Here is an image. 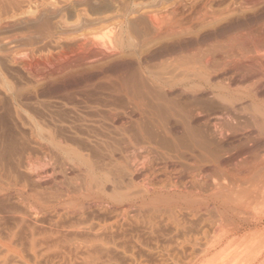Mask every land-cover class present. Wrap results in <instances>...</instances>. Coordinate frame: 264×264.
Instances as JSON below:
<instances>
[{
  "label": "bare ground",
  "instance_id": "1",
  "mask_svg": "<svg viewBox=\"0 0 264 264\" xmlns=\"http://www.w3.org/2000/svg\"><path fill=\"white\" fill-rule=\"evenodd\" d=\"M230 2L232 3L231 0ZM218 4L216 7L220 6ZM261 4H264V0H233L231 5L233 8L230 7V9L228 5L224 8L226 5L223 4L225 5L224 9H220L221 6L219 10L215 9L214 3L204 4L203 11L201 14L198 12L196 16L200 14L198 16L200 20H198L202 24L204 22L213 23L215 26H212V30L210 28L212 32L207 36H203L204 34L201 32L203 38L199 35L201 36L200 40L191 39L190 41L183 37L187 28L184 27L185 22L182 24L176 16L174 4L173 6L170 4V10L166 9L167 11L163 10V12L158 11L157 13L150 11L151 13H149L150 9H148V12L142 14L143 17L146 16L144 25L147 30L150 29L148 39L136 37L133 34L134 30L130 28L131 24L126 21L115 26L112 25V28L109 27L101 36L97 35L98 38L94 37V34L81 33L79 39L77 38L78 41L75 40L72 50L77 54L87 46L89 51L85 52L81 59L79 58L78 61L82 63L77 62L78 66L83 63L91 64L110 57L114 58L115 55H125L129 58L125 65L114 64L118 63L116 58L113 63L108 62L109 64L105 66L106 69L113 71L120 66L137 65L138 67L132 69L128 78L121 85V90L128 95L129 102L127 104L133 112L131 117L139 118L131 119L126 114L125 116L112 110H108L106 113L111 123L123 136V141L118 147L119 159L116 164L127 171V181L122 179L117 184L112 182L107 171L94 166L72 147L51 139L50 143L56 149L63 151L73 167L81 172V186L77 190L71 191L67 186L58 185L49 196H41L34 189H30L27 184L18 183L12 177H6L0 173V223L9 224L5 236H0V249L4 250L0 264L10 261L7 255L15 257L16 264L18 262L29 264L31 260L37 264L35 261L39 260L38 257L41 255L38 248L44 247L45 243L54 237V234L51 235L53 232L37 230L34 225L36 219L45 213L54 215L71 213L81 217L84 209L94 205L113 213L116 210L115 205L118 204V209L121 211L119 213L115 211L114 220L104 226L111 227L113 222L117 223L116 221L122 218V214H125L128 207L127 201L122 198L137 195L140 197L141 194L154 195L156 199L164 198L168 201H177L175 206L170 208L171 212L168 211L173 215L190 213V218L193 219L192 222H188L190 223V232L194 227H198L200 222L197 220L200 219L206 223L205 221L209 217L206 214L211 211L216 214V219L208 223L207 228H210V231L212 229L216 232L219 227H227L236 233L253 225L256 234L253 233V237L246 236L247 239L245 238L242 246L240 245L242 242L238 240L241 237L238 236L244 233L246 235L247 231L238 236L235 235L236 238L230 236L233 240H238L239 248L243 249L240 250L237 246L239 251H233L236 249V240L234 242L229 238L231 239L230 243L226 241L227 245L222 244V247H225H221V250L213 255V259L220 260L221 258V262H219L226 263L228 257L225 259V255H232L233 257L230 256L228 260L232 259L234 263L238 260L242 264H264V224H260V218H257L258 212L256 217L252 213L258 207L264 206V29L262 34L260 30V35L256 36H254L255 34H245L246 32H241L242 29H240L239 33L232 34L229 39L226 35L225 38L228 40L222 39L225 32H231L234 27L248 24L247 20H256L258 17L261 19V16H264V7H258ZM134 6H131L130 3L125 5L121 9L123 16L126 17L135 9H139L138 6ZM257 7L259 9L254 10ZM247 8H253V13L241 16L236 13L234 16L231 12L232 16L227 15L232 9L233 11H244ZM224 12H227L225 13L227 16ZM192 19L195 20V18ZM193 26L195 27V24ZM259 29L261 28L259 27ZM223 33L224 36L218 37V39L221 38L225 43L217 45L220 43L219 39L217 43L215 42L217 46H214L213 41L217 39L215 37ZM210 37L215 40L210 41L213 44L209 43L211 39L207 43L214 47L210 46L212 48L205 50L206 45H203L205 49L199 46L205 50L200 52L197 45H201L200 43L204 41L207 44L206 40ZM103 46L108 48L111 53L101 51ZM190 48L193 51L194 49L199 50L200 53L194 51L190 54ZM154 61L156 63L151 65ZM151 91H155L151 100L155 99L157 102L144 101L145 96L151 94ZM179 99L186 101H175ZM153 110H158L162 114L161 118L152 120L155 112ZM144 118L149 119L151 124L156 127V134L165 138L160 141V144L143 136V131L147 129L148 125L146 119L143 120ZM18 165L33 181L40 185L53 182L51 170L45 168L37 171L28 153L18 161ZM107 189H110L108 197H101L100 194H104ZM80 196L83 197L82 200L79 199ZM62 201L71 202L72 207L60 204ZM254 205L258 207L252 210ZM261 209L258 211L261 212ZM203 215H206L207 218L204 219ZM256 218L258 220H255ZM194 220L198 224H195ZM253 221L254 224H252ZM185 224H178L180 225L178 229L181 227L187 229ZM207 228L205 227L203 231L205 234L203 237H206ZM184 229L182 231L186 233L188 229L185 230L186 232ZM220 231L223 235L224 230ZM217 235H219L217 238H220V234L216 232L215 237ZM197 237L192 233H190V237L185 236L184 242L192 247L189 251H195L193 247L198 245V240L201 239L197 240ZM210 238L203 241L209 247V243L213 244L210 242ZM232 242L235 243L234 247H232ZM204 243L201 245L204 246ZM42 244L44 245L42 246ZM229 244H231V248L228 247ZM216 245L218 246V244ZM227 247L229 250L233 248L232 253H235L226 254ZM220 253L225 254L224 259ZM27 254L32 255L33 259L28 258ZM4 255L8 257L7 260ZM216 257L217 259H215ZM14 260L12 261L14 262ZM232 260L229 262L233 264ZM209 262L214 261L209 260Z\"/></svg>",
  "mask_w": 264,
  "mask_h": 264
},
{
  "label": "rangeland",
  "instance_id": "2",
  "mask_svg": "<svg viewBox=\"0 0 264 264\" xmlns=\"http://www.w3.org/2000/svg\"><path fill=\"white\" fill-rule=\"evenodd\" d=\"M60 1L0 0V173L6 177H12L18 183L27 184L30 189H34L41 196H49L51 192L55 191L58 185L67 186L71 191L77 190L81 186V172L73 167L63 151L56 149L50 143L51 139L62 145L72 147L94 166L107 171L108 177L112 182L117 184L122 179L127 181V171L116 164V161L119 159L117 151L123 141V136L120 135L119 130L111 123L106 113L108 110H112L116 113L126 114L131 119L139 118L131 117L133 116V112L127 104L129 102L128 95L121 90V85L128 78L132 69L138 67L137 65L130 67L120 66L113 71L106 69L105 66L113 63V60L116 58L118 59L116 60L118 63L114 64L119 65V63H122V65H125L128 62L127 60H129L125 55H115L114 58L110 57L106 60L97 61L96 63H83L78 66V63H82L78 60L83 57L85 52L88 53L89 51L87 46L81 49L82 52L77 54L72 50L75 40L77 38L79 39L81 33L94 34L93 36L98 38L109 27L112 28V25L115 26L120 24V22L126 21L131 24L130 28L134 30L133 34L136 37L148 39L150 29L147 30L146 25H144V22H146V18L144 17L146 16L144 15L143 17L142 14L148 12V9H150L149 13L152 11L157 13L158 11L163 12L166 9L170 10V4L172 6L174 4L173 7L175 8L176 16L182 24L185 22L184 27L187 28L183 37L190 39V41L191 39L200 40L199 38H201L202 33L204 34L203 36H207L215 26H213V23L204 22L205 24H202L199 21L198 16H200L205 5L214 3L216 7L219 3L218 5L220 6L215 8H218L217 10L221 6L220 9H224L227 5L229 8H233L231 6L233 0H231L232 3L230 0H140L141 2L139 0H131L132 2L130 0ZM129 3L131 6H138L139 9H135L126 18L123 16L121 9ZM132 3L135 4L133 5ZM197 4L200 5L197 6ZM223 6L225 7L223 8ZM258 7H264V4ZM258 7L254 8V10L259 9ZM254 10L253 8H247L244 11H233L232 9L227 15L232 16L234 14L235 16L236 13L240 14V16L242 14L247 15L252 14ZM198 12L200 14L196 16ZM227 12H224V14ZM131 15L133 16L130 17ZM192 18H195V20ZM251 21L247 20V23H249L239 26L240 28L234 27V31L225 32V36L223 33L215 37L217 38L216 41H213L215 39H211L212 37H210L206 40V43L211 39L209 43H214V46L221 45V43L224 44L225 42H222V39L228 40L230 36L232 37V34L236 35L235 33H239L240 29H242L241 32H246L245 34L248 35L255 34L254 36H256L260 35V33L262 34L264 31V16H261V19L258 17L256 20ZM198 22L201 24H197ZM193 24H195V27ZM247 30L251 33H248L249 31ZM260 30L261 32L259 33ZM221 36L224 37L222 39L219 38V40L218 37ZM217 40L220 43H217ZM210 41H213V43ZM215 42L217 45H215ZM202 43L197 46L204 48L203 45H206L205 50L214 47L209 43L205 44V41ZM196 47L195 49L198 48ZM201 47L198 48L200 52L205 51ZM105 49V46H103L100 50L111 53L108 48ZM195 49L194 51L199 52V50ZM194 51L190 48V54ZM155 63L154 61L151 65ZM154 93L155 91H151V94L145 96L144 101L157 102L155 99L151 100ZM175 101L184 102L186 100L179 99ZM153 111L155 112L152 120L161 118L162 114L158 110ZM143 120L148 122L147 129L143 131L144 137H149L159 144L160 141L165 140L163 136L155 133L156 127L151 124L149 119L144 118ZM26 153L30 155L37 171L45 168L51 170V179H53V182L40 185L33 181L19 167L18 161ZM109 192L110 189H107L100 196L107 198ZM147 196L146 194H141L140 197L137 195L130 198H122V200L127 201L128 207L124 212L125 214H122V218L119 217L120 219L116 221L117 223L113 222L111 227L104 226L109 225L108 223L114 220L115 211L118 213L121 211L118 209V204L115 205L116 210L113 213L94 205L91 208L84 209L81 217L74 216L71 213H61L59 215L45 213L36 219L34 225L37 230L53 232L51 235L54 234L53 236L56 240L54 241L53 237L48 243H45L48 246L42 244L44 247L38 248L39 251H37L41 255L43 253V256L40 255L38 257L39 260L36 259L35 262L37 264H203L204 262L205 264H209L211 263L209 260H213L214 262L211 264H218L221 262V258L219 260L216 257L215 259L217 260H214L213 255L221 250L222 244L224 245L229 240L231 241L232 237L230 236H238L242 232L247 231L246 235L244 233V236L242 234L238 236L241 237L238 240L242 244L238 243V240L234 239L236 240L235 242L232 239L237 244V250L232 249L238 252L240 249L239 246L243 245L245 238L253 237L256 234L254 232L255 230H253V225H249L247 229H242L236 233H233L227 227H219L216 232L220 234V238H217L219 235L215 237L216 232L212 231V229L210 231V228H207L208 223L216 219V214L212 211L206 214L209 215L205 221L207 224L200 221V219H196L200 223L198 224L194 220L195 224H198V227H194L193 231L190 232V223L188 222L193 221L190 218V213H178V215L169 213L170 208L174 207L177 201H168L167 199L164 200V198L156 199L154 195ZM79 199L82 200L83 197L80 196ZM60 204L72 207L71 202L62 201ZM259 206L261 205L259 204ZM257 207V205H254L252 210ZM259 209H261V212L258 211ZM254 211L252 213L255 217L258 212L259 216L257 215V218H260V224L263 225L264 206L258 207ZM206 215H203L205 216L203 217L204 219L207 218ZM257 218L255 220H258ZM172 219L177 220V224ZM182 220L185 222L181 223L183 222ZM254 221L252 224L255 223ZM178 224H185V228L188 231L183 228L184 231H187L184 233L182 227L179 230L178 227L180 225ZM8 227V223H0L1 237L5 236ZM205 227L208 231H206V237H203V235L205 236L203 234ZM222 229L224 230L223 235L221 233L222 231H220ZM194 231L197 233L195 234ZM190 233L194 236L196 235V237L198 236L197 240L201 238L198 240L200 245L198 243L199 246L196 245L193 247L194 252L193 250L189 251L192 249L191 245L184 242L185 236L190 237ZM210 236L213 238H210ZM236 236L233 238H236ZM208 238H210V242H213V244L207 242L211 248L208 244L204 243V239ZM202 243L206 246H202ZM235 243H231L233 244L232 247H234ZM231 244L228 245L229 248H231ZM44 248H46L45 251H42ZM229 248L225 250L226 254L232 253V249L229 250ZM1 249L0 253L4 251ZM241 249L243 248L241 247ZM197 253L200 254L198 255ZM1 254L0 259L3 257L4 252ZM224 255L221 254L222 257ZM7 256H5L6 260L8 259L11 262L6 261V264L12 263L14 259L16 260L15 257ZM27 256L33 259L32 255L27 254ZM230 256L225 255V259L227 257L229 259ZM228 259L226 260L230 263L229 261L232 259ZM15 260L13 264H16ZM33 261L31 260L29 264H34ZM227 261L226 263L222 262L220 264H228ZM235 263L242 264L238 260ZM235 263L233 261V264Z\"/></svg>",
  "mask_w": 264,
  "mask_h": 264
}]
</instances>
